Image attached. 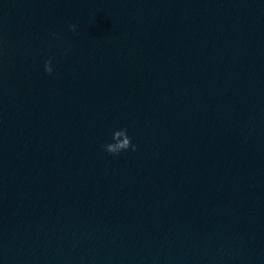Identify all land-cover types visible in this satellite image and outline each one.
I'll use <instances>...</instances> for the list:
<instances>
[{
  "label": "clouds",
  "instance_id": "obj_1",
  "mask_svg": "<svg viewBox=\"0 0 264 264\" xmlns=\"http://www.w3.org/2000/svg\"><path fill=\"white\" fill-rule=\"evenodd\" d=\"M77 28L76 24H70L69 30L75 32ZM56 34L54 33L53 36ZM52 60L49 58L44 62V71L47 74H51L53 72L52 68ZM112 143H107L102 145L103 149L110 155H118L122 151H126L131 149L132 151H136V145L131 142V137L127 134L126 128H121L119 130L114 131L112 135Z\"/></svg>",
  "mask_w": 264,
  "mask_h": 264
}]
</instances>
